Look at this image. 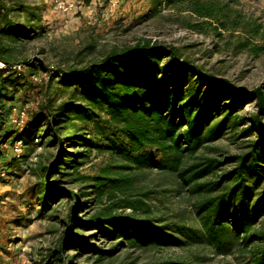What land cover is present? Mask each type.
<instances>
[{
    "label": "trees",
    "instance_id": "obj_1",
    "mask_svg": "<svg viewBox=\"0 0 264 264\" xmlns=\"http://www.w3.org/2000/svg\"><path fill=\"white\" fill-rule=\"evenodd\" d=\"M176 1L182 9L201 18L221 14V7L210 2ZM11 9L0 0V60L6 64L0 67V168L8 174L20 157L28 156L27 145L34 139L58 146L46 165L37 164L40 172L35 183L39 216L46 215L51 202L66 199L67 203L61 220L63 232L53 250L46 253L49 261L102 264L104 257L112 254L113 247L102 248L90 240L95 233L81 232L95 230L106 238H119L117 245L161 248L207 244L217 253L235 249L247 252L249 264H264V228L257 226L264 214V186L257 190L264 177L261 87L249 89L236 85L181 58L175 46L139 38L131 45L113 47L77 67L58 68L50 77H57L68 97L56 107H50L46 100L37 110H28L25 124L19 129L9 122L8 116L14 105H21V94L32 87L25 69L31 75L47 68L34 59L20 56L21 45L35 40L38 34L33 25L10 18ZM18 61L25 64L19 73L11 67ZM251 101L255 102L254 113L249 116L237 113V109ZM79 123H90L91 130L77 133ZM226 123L234 138L252 137L248 150L223 158L197 153L207 142L220 136ZM244 123L247 124L242 126ZM116 131L126 140L122 147L116 145ZM96 137L106 138L108 144L94 142ZM74 139H80L79 143L90 149L116 150L124 162L115 166L108 163L99 174H81L76 170L80 162L75 157L81 153L62 149L64 143H74ZM17 140L22 142L19 156L12 149ZM227 161H235L234 166L217 173ZM145 168L175 176L179 191L196 196L198 226L157 223L146 215L150 205L141 197L127 193L136 173ZM55 174L59 178L52 179ZM209 175L212 177L207 178ZM70 180L86 182L90 188L86 194H94L97 203L103 197L109 203L87 217H80L76 211L82 210L85 202L79 193L62 186ZM215 190L218 192L214 194ZM125 208L130 211L125 212ZM69 247L79 254L91 253L95 257L93 263L87 262L89 257L76 262V254L64 257L62 252ZM153 264L197 263L167 258Z\"/></svg>",
    "mask_w": 264,
    "mask_h": 264
},
{
    "label": "rangeland",
    "instance_id": "obj_2",
    "mask_svg": "<svg viewBox=\"0 0 264 264\" xmlns=\"http://www.w3.org/2000/svg\"><path fill=\"white\" fill-rule=\"evenodd\" d=\"M3 1L12 8L8 14L10 18L33 25L38 34L35 40L21 45L20 56L34 59L47 68L31 75L25 69L32 87L21 94L20 103L30 111L37 110L46 100L50 107H56L68 97V91L59 84L57 77H50L58 68L77 67L99 58L113 47L131 45L139 38L175 46L181 58L202 69L226 77L236 85L249 89L260 86L264 91V0H201L221 7V14L213 18H201L182 9L176 0L169 3L167 0H71L74 5L68 12L57 9L52 0ZM254 112V101L237 109L238 114L245 116ZM260 118L264 120V113ZM77 128V133L90 131L91 125L79 123ZM231 131L226 123L220 136L207 142L197 153L223 158L247 151L252 137L234 138ZM74 140V143H64L62 149L81 153L75 156L80 162L76 170L81 174H99L108 163L115 166L124 162L116 150L90 149L81 145L80 139ZM93 141L108 144L103 137ZM125 143L118 132L116 145L122 147ZM58 149L57 145L41 144L34 139L27 145L28 156L20 157L8 169V178L0 180V264H58L49 261L46 253L53 250L63 232L61 220L67 209L66 199L60 203L51 202L46 215L39 216L35 192L40 172L37 164L46 165ZM26 152L23 146V154ZM234 164L235 161H227L217 173L229 170ZM210 177L212 175L207 178ZM56 178L58 174L52 176ZM62 186L79 193L85 202V207L76 211L80 217H87L109 203L105 197L97 203L93 200L94 194H86L85 191L90 190L86 182L70 180ZM262 186L264 177L257 190ZM128 192L150 205L146 215L155 218L157 223L198 226L196 196L179 191L173 175L155 168L142 169L128 185ZM124 210L130 211L129 208ZM257 226L264 228V214L259 217ZM81 232L95 233L90 240L102 248L113 247L112 254L106 255L102 264H153L167 258H181L197 264H249L248 253L236 249L217 253L210 245L196 243L161 248L117 245L119 238L109 239L95 230ZM76 252L69 247L62 255L76 254L74 258L78 263L89 257L87 262L93 263L95 257L91 253Z\"/></svg>",
    "mask_w": 264,
    "mask_h": 264
},
{
    "label": "built area",
    "instance_id": "obj_3",
    "mask_svg": "<svg viewBox=\"0 0 264 264\" xmlns=\"http://www.w3.org/2000/svg\"><path fill=\"white\" fill-rule=\"evenodd\" d=\"M54 3V6L61 10L62 12H68L73 7V1L71 0H52ZM24 63L23 62H15L11 65L13 70H15L17 73L22 71L24 69ZM6 64L0 60V67H5ZM28 109L24 105H14L11 108L10 114L8 116L9 122L16 128H22L25 124V120L27 117ZM13 153L15 156H19V154L22 152V142L20 140H17L14 142L13 146ZM8 178L7 172L0 168V180Z\"/></svg>",
    "mask_w": 264,
    "mask_h": 264
}]
</instances>
